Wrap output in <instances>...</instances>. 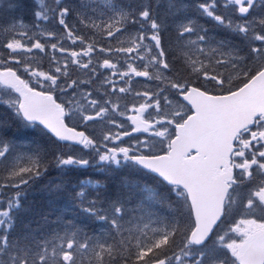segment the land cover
Segmentation results:
<instances>
[{
  "label": "snow or ice",
  "instance_id": "1",
  "mask_svg": "<svg viewBox=\"0 0 264 264\" xmlns=\"http://www.w3.org/2000/svg\"><path fill=\"white\" fill-rule=\"evenodd\" d=\"M0 85V264H264V0H0Z\"/></svg>",
  "mask_w": 264,
  "mask_h": 264
},
{
  "label": "trees",
  "instance_id": "2",
  "mask_svg": "<svg viewBox=\"0 0 264 264\" xmlns=\"http://www.w3.org/2000/svg\"><path fill=\"white\" fill-rule=\"evenodd\" d=\"M165 0H161V3ZM204 23V21H201ZM206 26H210L207 25ZM6 106L0 103V118L7 115ZM31 136L38 135L37 133L30 134ZM72 180L76 183L80 180H91L93 182L99 181L101 183L111 184V178L104 172L98 171L95 167H88L82 169H76L73 171ZM121 176L130 180H135L138 177L130 175L127 171H122ZM60 172L49 166L48 173L37 180L35 183H30L27 188L23 189L25 194V208L27 209L21 216L24 222H32L33 226L41 221V218L47 216L49 220L55 221L56 210L62 208L65 204L64 194L55 190V184L59 183ZM151 183V181H148ZM12 190H7L4 194L9 196ZM98 227V226H94ZM91 255L86 253L82 256L83 264H89Z\"/></svg>",
  "mask_w": 264,
  "mask_h": 264
},
{
  "label": "rangeland",
  "instance_id": "3",
  "mask_svg": "<svg viewBox=\"0 0 264 264\" xmlns=\"http://www.w3.org/2000/svg\"><path fill=\"white\" fill-rule=\"evenodd\" d=\"M113 43H115V41H113ZM46 65L45 62H42ZM142 84H143V81L140 79V78H134V83H133V87L136 89V90H143L142 89ZM131 113H129L130 115ZM121 122H124V118L121 119Z\"/></svg>",
  "mask_w": 264,
  "mask_h": 264
}]
</instances>
